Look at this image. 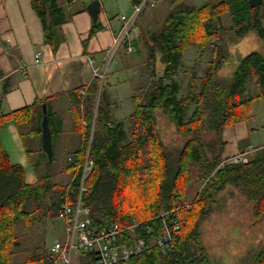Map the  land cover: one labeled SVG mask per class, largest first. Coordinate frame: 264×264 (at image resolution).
<instances>
[{"label":"trees","instance_id":"obj_1","mask_svg":"<svg viewBox=\"0 0 264 264\" xmlns=\"http://www.w3.org/2000/svg\"><path fill=\"white\" fill-rule=\"evenodd\" d=\"M74 1L32 0L53 52L62 40L59 27L68 20L64 5ZM137 1L131 0L132 5ZM224 15L230 17L228 27L223 23ZM101 29L97 21L89 38ZM248 36L255 37L264 48V0H220L200 7L189 6L185 0H171L161 27L150 35L143 31L134 40L137 54L141 52L139 39L144 41L147 58L143 78L132 97L135 109L127 120H112L103 92L97 98L98 79L83 96L78 91L74 94L73 116L81 146L67 165L70 184L53 183L50 173L39 177L36 184L28 183L24 168L12 164L0 142V264H14L21 246L20 225L46 226L59 217L66 205H76L88 153L94 169L85 181L88 192L83 203L90 209L92 226L98 230L111 224L128 227L134 220L142 226L132 236L124 233L120 242L128 246L144 239L143 251L117 264H214L215 253H210L203 225L218 207L219 196L227 186L241 192L254 216L264 215V148L247 163L223 164L227 145L224 130L246 123L256 102L264 105V50L242 55L240 47L244 48ZM191 47L200 48V62L207 53L210 58L202 76L192 70L185 90L177 76ZM228 65L233 69L230 77L223 74ZM44 103L37 100L23 110L0 114V130L5 123L14 121L22 132L27 154L33 150L32 141L42 135ZM95 106L97 131L92 133ZM161 116L176 133L187 138L182 148L166 144L160 131ZM211 131L216 140L207 144L204 136ZM40 154L46 157L43 151ZM54 162L55 157L48 165ZM194 184L198 190L188 208L186 199ZM127 191L137 193L129 205ZM173 211L178 212L180 229L175 244L163 250L155 244L162 234L163 220L155 217ZM33 253L29 258L27 251L26 262L21 264H51L47 243ZM78 260L80 264H95L96 253L83 251ZM248 260L245 264H264V247Z\"/></svg>","mask_w":264,"mask_h":264},{"label":"crops","instance_id":"obj_2","mask_svg":"<svg viewBox=\"0 0 264 264\" xmlns=\"http://www.w3.org/2000/svg\"><path fill=\"white\" fill-rule=\"evenodd\" d=\"M94 1L76 0L64 5L68 20L59 27L62 40L59 48L53 52L46 42L44 27L33 9L32 0H0V114L8 115L33 105L37 100H45L53 135L54 156L56 153L58 156L65 154L68 149L75 152L81 146V135L72 124L73 96L77 91L83 96V92L93 83L87 57L94 58L97 67L105 72L111 66L113 53L114 57L120 55L121 59L126 52L122 48L115 52V36L120 33L121 24L119 16L110 17L105 13L102 0L97 19L102 29L92 39L89 38L93 24L97 22L93 21L88 11ZM194 1L185 0L187 5L197 7L220 0H201L199 4ZM145 14L134 28V39L139 35L137 31L143 30L146 25ZM38 53L41 54L39 63L36 62ZM252 114L246 123L224 130L223 138L227 143L225 159L248 148L255 151L251 158L254 159L259 150L264 148V139L258 135L262 128L261 118L254 112V107ZM70 134L74 138L68 141L66 138ZM0 142L12 164L23 167L27 182L35 184L37 181L31 158L27 154L22 132L14 121L5 123L0 130ZM31 147L42 159V135L32 141ZM239 195L241 205L246 209H242L241 213L246 211L247 217L243 218L241 214L238 223L237 220L233 221V227L228 231L238 235L242 249L236 257L239 261L237 264H245L254 252L264 247V215L260 218L254 216L252 206L241 192Z\"/></svg>","mask_w":264,"mask_h":264},{"label":"rangeland","instance_id":"obj_3","mask_svg":"<svg viewBox=\"0 0 264 264\" xmlns=\"http://www.w3.org/2000/svg\"><path fill=\"white\" fill-rule=\"evenodd\" d=\"M191 2L193 3V0H191ZM194 2L199 4L201 0H195ZM101 3L103 4V10H105V13H107V15L110 17H120L121 15H126L130 17L133 14L132 11H134V5H132L131 0H102ZM170 3L171 0H159L156 7L145 8L141 12L140 17L144 16V14L146 13L145 16H148L146 20L148 21H146V25L143 26V30L137 31V34H139L137 36H140L143 31L146 32L147 35H150L154 31L158 30L166 19ZM223 23L226 27H228L231 23L230 17L224 15ZM133 36L134 35L132 32V44H134L135 40ZM248 37L249 38L247 39V41L244 42V48L240 47L241 50L239 49L242 55H248L256 49L257 51L264 50V48L262 49V47H260V43L258 44L257 39H255V37ZM138 45L140 49L139 51H141L138 54L137 52H135V49L132 52H129L127 51L126 46L121 47L126 51L125 55L123 54L124 56H122L123 60L122 57L121 59L119 58L120 55L114 57L113 53V56L111 57V66H109L110 68L108 70L106 69L105 72H102V70L97 67L94 58L90 59V57H87V61L92 69L93 78L98 79L100 81L99 94L97 98L99 100L100 93L103 92V99L109 106L113 118L112 120L114 121L127 120L126 118H128L135 109V104L133 102L132 97L135 92L134 90L139 87V84L143 78L141 72L144 68L145 61L147 58V51L145 50L146 48L144 46V41L139 39ZM199 51L200 48L191 47L186 51L185 56L183 58L182 66L180 67L177 80L181 83L182 88L185 90L189 83V75L192 70H196L198 75L202 76V70L207 65V62L210 58L209 53H207L205 59L200 62L198 58ZM237 51L238 50H236V52ZM90 60H93V66ZM225 68L223 73L224 76L226 75L230 77L233 72V69H231L229 65ZM95 70L98 71V75L95 74ZM99 75H103L104 79L99 77ZM143 81H146V79H143ZM103 84L104 86L102 88ZM97 106H95L96 109L94 113V121L92 122V133L97 131V124L95 121L96 115L98 114ZM254 112L258 114L257 116L259 118H261L262 128L261 132L259 131L258 135L259 137L261 136V139H264V105L261 101H258L254 104ZM160 122V131L164 136L166 144L170 148H182L187 138L182 137L178 133H176L173 127L170 125L169 121L163 116L160 117ZM72 124L73 126H75V120ZM21 127L23 128V131L25 130L26 133L27 129H25V126L22 125ZM25 138L27 141L30 140V137L28 135H26ZM73 138L74 137L70 134L68 135L66 140L71 141ZM204 138L207 144H211L216 140V134L211 131L209 133H206ZM71 149L74 150L75 148H73L72 146ZM254 152L255 151H253V149L248 148L245 152L238 153L233 157L225 159L223 164H230V160H234L241 156H243L247 161H249L253 157ZM73 153L74 152L69 149L65 154H59V156L56 153L54 156V164L48 165L49 160L47 155L46 157H43L41 159L36 155V152L32 150L29 155L31 158V165L33 167V170L35 171L36 181H38L39 177L44 176L46 173H50L53 176V183L62 186L70 184L71 173L68 172L66 169L68 168L67 165L70 164L72 160ZM84 186L86 187V185ZM193 186V188L189 189L186 199L185 206L188 208L192 206L194 201L193 198H195L196 192L198 190L197 185L194 184ZM239 194L240 191L237 188L230 185L227 186L219 196L218 207L214 210L212 215L209 217L208 220L205 221L203 225V233L205 234V241L207 242L210 248V253L213 255L215 253L214 258L212 257V263L214 264H237L239 262H237L236 257L240 255L239 252H241L242 249L240 250L241 247L238 243V235L235 236V232H233V234H230V232L228 231L233 227V221L237 220L236 223H238L241 214L243 218L247 217V213L246 211H244L246 209H244V205H241V202L239 200L241 197V195ZM125 196L128 200V203L126 205H129L131 200H135L137 198V193L135 191H127L125 193ZM242 209H244V213H241ZM137 223L140 225L139 222ZM46 226L36 225L33 228H26L25 225H20L18 227V234L20 236L19 242L21 243V246L17 250V257L13 259L14 264L25 263L27 259L26 252L28 251L31 254L28 255L30 258L33 256V251L35 250V248H37L38 246H43L44 243H47V246L51 249V247L57 242L62 244H65L67 242L68 234L63 220L57 218L55 221L49 222V224ZM78 262V258L73 257V264H78Z\"/></svg>","mask_w":264,"mask_h":264},{"label":"built area","instance_id":"obj_4","mask_svg":"<svg viewBox=\"0 0 264 264\" xmlns=\"http://www.w3.org/2000/svg\"><path fill=\"white\" fill-rule=\"evenodd\" d=\"M159 0H138L134 4L133 14L128 17L121 15L118 21L121 24V31L115 38V52L120 50L121 47L126 46L127 51L132 52L134 46L132 44V32L135 28L141 12L147 7H156ZM41 54L36 55V62L39 63ZM91 59V58H90ZM112 60V59H111ZM92 66L93 60H90ZM95 74L98 75V71L95 70ZM104 79L103 75H99ZM230 164H242L248 161L243 157L230 160ZM94 161L91 160L90 154H87V158L83 170V178L80 186V193L77 198L75 206L66 205L61 211L59 217L63 220L68 234V240L64 244L55 243L50 251L52 254L51 264H73V257L78 258L79 254L83 251L94 250L96 253L97 261L95 264H117L123 261H129L133 256L141 254L143 246L145 244L144 239H140L134 245H123L120 242V237L127 233L132 236L135 234V230L142 227L135 220L134 223L128 227H121L119 224H111L105 229L98 230L92 226L90 219V209L83 204V195L87 193V189L84 186L85 181L89 174L93 171ZM155 219L163 220L162 234L155 242L156 246L165 250L169 245L175 244V236L180 228L178 212H165ZM149 231V227H146Z\"/></svg>","mask_w":264,"mask_h":264},{"label":"water","instance_id":"obj_5","mask_svg":"<svg viewBox=\"0 0 264 264\" xmlns=\"http://www.w3.org/2000/svg\"><path fill=\"white\" fill-rule=\"evenodd\" d=\"M100 0H95L89 7L88 11L91 14L93 21L96 22L99 17L100 11ZM43 118L41 122L42 129V148L44 153L47 155L49 162L51 163L54 158V144L53 135L50 128L49 111L48 105L43 104L42 106Z\"/></svg>","mask_w":264,"mask_h":264},{"label":"bare ground","instance_id":"obj_6","mask_svg":"<svg viewBox=\"0 0 264 264\" xmlns=\"http://www.w3.org/2000/svg\"><path fill=\"white\" fill-rule=\"evenodd\" d=\"M60 1V0H59ZM73 6V5H72ZM133 12V11H132ZM125 13V12H124ZM151 14V13H150ZM148 17V16H147ZM148 21V20H146ZM180 66V65H179ZM180 70V69H179ZM133 111V110H132ZM130 136V135H129ZM218 169V168H217ZM212 176V175H211ZM209 179V178H208ZM197 180V179H196ZM192 182V181H191ZM192 185V184H191ZM189 187V186H188ZM178 196V195H177ZM196 198V197H195ZM184 200V199H183ZM185 202V201H184Z\"/></svg>","mask_w":264,"mask_h":264}]
</instances>
